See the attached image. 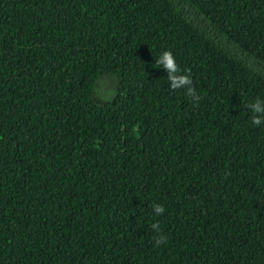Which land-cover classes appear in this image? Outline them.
I'll use <instances>...</instances> for the list:
<instances>
[{
  "label": "trees",
  "instance_id": "16d2710c",
  "mask_svg": "<svg viewBox=\"0 0 264 264\" xmlns=\"http://www.w3.org/2000/svg\"><path fill=\"white\" fill-rule=\"evenodd\" d=\"M256 99L264 0H0V264H264Z\"/></svg>",
  "mask_w": 264,
  "mask_h": 264
},
{
  "label": "clouds",
  "instance_id": "9594fccd",
  "mask_svg": "<svg viewBox=\"0 0 264 264\" xmlns=\"http://www.w3.org/2000/svg\"><path fill=\"white\" fill-rule=\"evenodd\" d=\"M156 64L162 66L169 73L167 79L171 82V89L173 91L177 89L184 88L187 86V95L192 97L194 101H199L200 97L196 94L194 88L191 87L192 81L188 75H182L180 69L176 63L174 56L171 51L163 52L158 59H156ZM264 104V100L256 99L254 102L249 103L247 108L251 110L252 123L253 125L259 126L264 123V107L261 105ZM153 210L159 215L164 212V208L160 205H153ZM152 229L156 232L160 231V226L158 223H153L151 225ZM156 245L158 246L161 243L166 242L165 237L162 235L156 238Z\"/></svg>",
  "mask_w": 264,
  "mask_h": 264
}]
</instances>
